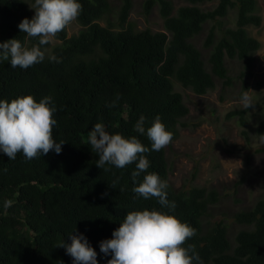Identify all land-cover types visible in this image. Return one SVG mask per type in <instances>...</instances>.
<instances>
[{"label":"trees","instance_id":"1","mask_svg":"<svg viewBox=\"0 0 264 264\" xmlns=\"http://www.w3.org/2000/svg\"><path fill=\"white\" fill-rule=\"evenodd\" d=\"M119 1L116 7L111 0H80L83 8L75 21L81 29L70 35L68 25L56 34V43L42 46L43 62L13 69L9 61L0 60V100L33 95L38 102L51 96L57 107L53 138L65 142L61 153L50 150L31 160L22 152L14 160L0 152V264H72L73 258L60 247L71 243V233L84 234L98 264H108L111 254L100 252V242L112 238L129 212L169 211L158 198L146 200L133 191L152 172L168 182L167 199L175 203L170 214L195 228L185 246H194L202 264H264V185L251 205L223 211L240 225L232 235L227 218L211 220V208L227 191L196 184L175 187L169 181L167 155V146L179 138L190 113L175 81L197 95L215 89L217 81L226 89L242 79L239 97L249 89L244 77L262 46L249 31L263 21L258 0H184L187 4L179 6L175 0H145L146 15L159 6L164 29L158 31L137 29L130 22L134 0ZM212 1L217 3L211 8L200 6ZM33 3L0 0V43L13 38L28 47L38 43L18 27L34 16ZM231 13L234 25L227 24ZM208 24L199 46L195 38ZM52 55L60 62L50 61ZM234 60L242 63L237 76L231 74ZM251 108L230 112L239 115L247 142L254 128L264 136V115L255 127ZM141 115L146 129L161 117L173 133L169 145L151 150L146 133L135 130ZM98 122L110 134L136 136L149 148L144 155L150 166L135 183L131 173L136 162L124 168L97 166L99 157L88 144V132ZM246 162L251 164L250 155ZM6 201L10 206H4Z\"/></svg>","mask_w":264,"mask_h":264},{"label":"clouds","instance_id":"2","mask_svg":"<svg viewBox=\"0 0 264 264\" xmlns=\"http://www.w3.org/2000/svg\"><path fill=\"white\" fill-rule=\"evenodd\" d=\"M34 16L24 18L18 25L28 37L37 38L38 43L31 47L17 38L0 43V60H7L13 69H28L43 62L45 49L57 33L74 22L82 12L80 0H34L31 6ZM50 61L60 62L52 55ZM239 103L245 109L255 105L247 91L241 93ZM57 107L51 96H45L38 102L33 95L0 100V152L10 160L17 153H23L28 160L41 157L54 151L61 153L64 141L56 142L53 127L57 125L54 114ZM146 117L141 115L135 124V130L147 135L151 141V150L160 151L169 145L173 133L167 129L160 116H156L151 125L145 128ZM88 144L99 159L97 166L106 164L116 168L136 162L131 173L133 182L150 166L144 153L149 148L136 136L124 137L120 133L110 134L102 122L95 123L88 132ZM107 170V169H105ZM167 180L152 172L144 176L142 182L133 191L144 199L158 198L162 207L169 211L156 209L129 212L113 231L112 238L100 242V252L111 254L108 264H202L193 245L185 246L186 240L196 233L187 222H181L170 214L175 208L174 202L167 199ZM11 202L6 201L5 207ZM71 243L63 242L60 247L66 249L72 258V264H98L97 252L84 234H70Z\"/></svg>","mask_w":264,"mask_h":264},{"label":"rangeland","instance_id":"3","mask_svg":"<svg viewBox=\"0 0 264 264\" xmlns=\"http://www.w3.org/2000/svg\"><path fill=\"white\" fill-rule=\"evenodd\" d=\"M117 7L119 0H111ZM134 0V8L130 15L137 29L151 27L154 31L163 30V19L159 6L156 5L150 15L144 12L143 2ZM175 5L187 4L184 0H175ZM216 1L201 3L204 8H211ZM259 12L263 21L261 26H249L250 33L262 44L254 54L253 67L247 78L249 83L248 94L252 97L254 106L249 112L252 122L257 127L259 119L264 115V0H258ZM228 25H234V14L228 18ZM199 34L195 41L201 46L207 29ZM76 21L69 24V34L80 30ZM52 44L56 43L55 37ZM238 60L230 61L231 74L237 76L242 69ZM177 89L184 94L190 113L183 119L187 126L181 127L180 136L167 146V155L171 163L169 181L177 188L192 184L225 189L226 196L211 208L212 221L227 218L230 222V232L234 235L240 225L233 221V217L223 213L230 208H240L251 205L260 195L264 185V136L259 135L255 128L252 131L251 141L247 142L242 135L238 114H231L232 110L243 108L239 103V92L243 80L235 79L234 86L223 88L222 82L217 81L215 89L204 95H197L191 89L184 88L175 81ZM250 155L251 164L246 162ZM196 173V176L194 175ZM241 185L236 186V181Z\"/></svg>","mask_w":264,"mask_h":264}]
</instances>
